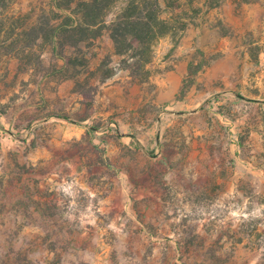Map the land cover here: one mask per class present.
I'll list each match as a JSON object with an SVG mask.
<instances>
[{"label":"rangeland","instance_id":"374dc122","mask_svg":"<svg viewBox=\"0 0 264 264\" xmlns=\"http://www.w3.org/2000/svg\"><path fill=\"white\" fill-rule=\"evenodd\" d=\"M79 1L0 0V264H264V0H158L139 69Z\"/></svg>","mask_w":264,"mask_h":264},{"label":"trees","instance_id":"16d2710c","mask_svg":"<svg viewBox=\"0 0 264 264\" xmlns=\"http://www.w3.org/2000/svg\"><path fill=\"white\" fill-rule=\"evenodd\" d=\"M117 0H80L82 21L73 27L74 36L70 45H76L82 38L77 39L78 31L89 30L92 27H105L113 41L116 53L132 59L128 67L141 68L152 57V46L155 40L168 31V24L158 11V0H130L124 10L111 22L107 23L105 16ZM249 1V0H243ZM78 29V30H77ZM85 38L86 34L79 36ZM133 73V72H132Z\"/></svg>","mask_w":264,"mask_h":264}]
</instances>
